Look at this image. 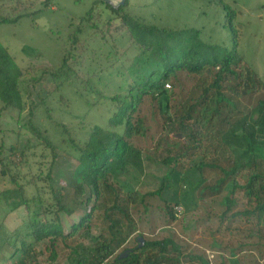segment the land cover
I'll use <instances>...</instances> for the list:
<instances>
[{
    "label": "trees",
    "instance_id": "1",
    "mask_svg": "<svg viewBox=\"0 0 264 264\" xmlns=\"http://www.w3.org/2000/svg\"><path fill=\"white\" fill-rule=\"evenodd\" d=\"M211 2L222 10L219 23L231 34L229 47L206 41L196 28H172L139 20L127 11L131 0L117 9L96 0L94 8L80 17L67 42L74 48L83 28H99L95 11L100 5L106 6L114 17L108 19L107 30L102 29V38L105 40L106 31L111 34L114 29L120 39H128L127 51L134 48L135 54L130 65L117 60L124 70H111L105 81L96 73L86 77L74 70L69 61L78 60L71 48L57 67L24 69L0 43V116L14 114L19 128L10 142L0 140V248L11 250L10 264H55L62 251H68L69 264H208L204 254L187 253L171 237L148 238L142 232L148 229L154 236L160 225L171 227L177 222L178 204L167 201L164 191L179 164L197 158L202 159L197 166L200 174L205 169H218L224 174L216 186L201 188V195L207 190L220 193L232 182V196L226 200L228 208L221 220L228 221V230L238 229L232 227L236 221L248 224L247 239L254 240L245 239L224 251L232 248L230 252L234 251L242 264L248 258L241 255L251 250L264 256V80L240 52L243 2ZM43 6L37 9L30 0H0V25L35 17L48 8L49 0ZM46 76L55 84L52 95L76 81L97 96V103H108L111 116L106 127L92 126L81 140L67 126L59 124L53 132L36 123L35 109L25 101L24 80L29 79V86L39 85ZM96 77L102 92L95 87ZM185 83L191 86L187 88ZM256 93L259 97L255 105L244 103L247 98L252 103ZM146 106L154 124L178 145L173 148L167 144L159 156L165 166L172 167L169 177H164L156 190L141 193L120 185L117 176L129 166L138 149L136 142L148 139L152 131ZM26 109L30 111L23 117ZM51 135L57 136L58 142ZM233 146L243 149L242 153L227 158L228 167L220 166L221 160L212 156L225 154ZM37 148L49 153L40 154L50 159L47 172L25 180L23 169L30 167L32 150ZM161 149L158 144L153 154ZM57 150L75 157L79 174L91 179L89 197L82 203L84 211L76 221L71 217L77 206H66L63 192L53 186ZM30 188L35 194H28ZM240 196L242 211L233 213ZM20 210L24 220L10 230L4 218ZM139 239L144 241L142 247ZM123 253H127L126 258H121ZM252 259L247 264H256V258Z\"/></svg>",
    "mask_w": 264,
    "mask_h": 264
},
{
    "label": "rangeland",
    "instance_id": "2",
    "mask_svg": "<svg viewBox=\"0 0 264 264\" xmlns=\"http://www.w3.org/2000/svg\"><path fill=\"white\" fill-rule=\"evenodd\" d=\"M30 1L37 4V9L45 7L43 6L45 0ZM95 1L49 0L48 8L39 12L35 17L25 16L16 24L0 25V43L8 48L16 64L21 68L57 67L61 63L65 51L71 48L67 42L69 35L78 26L80 17L94 8ZM120 1L115 0L116 3ZM211 1L131 0L130 8L127 11L147 23L172 28L199 29L203 32V38L206 41L229 47L231 34L219 23L222 20V10ZM240 2H243L241 9L244 11L239 19L242 24L240 52L244 56L246 64L264 80V0H240ZM217 9H220V12H217ZM111 17L114 16L105 5L98 6L94 19L99 28H83L84 31L79 36L78 44L70 49L78 61L69 62L78 73L86 77L96 73L101 75L99 78L105 81L111 70H124L121 68V64L116 63L117 60L120 59L125 65H130L135 49L127 51L130 46L127 38L120 39L121 36H117L114 29L110 30L111 34L106 31V41L102 38V29L107 30V22ZM117 37L120 40H115ZM117 78L119 79L118 76ZM28 82L29 79L24 80L23 90L25 91L26 104L31 109H35L34 121L44 129L54 132L57 130L56 126L61 124L67 126L70 132L77 136H75L76 138L84 140L92 126L106 127L111 116V107L108 103H97V96L86 92L78 82L73 81L67 84L55 95H52L55 84L47 76L39 85L31 84L29 86ZM94 83L97 91L101 90L102 92L103 86L97 85V77L94 79ZM185 86L189 88L191 84L185 83ZM109 94L113 95L111 92ZM61 97L65 100L60 99ZM258 97L259 95L256 93L252 103L249 98L244 103L253 106L252 104ZM29 111L26 109L23 117H26ZM145 114L152 126L149 138L136 142L138 149H135L132 158H130L129 166L117 176L120 185L141 193L156 190L160 186L161 180L168 174L170 175L172 167L165 166L159 156L161 157L167 144L173 148L178 145L176 139L167 138L163 130L154 124L148 106H146ZM13 116L14 114L0 116V140L10 142L12 138L16 137L17 132L19 133L16 116ZM22 133L29 136L26 130H22ZM51 138L58 142L57 136L51 135ZM158 144H161L162 149L153 154ZM63 151L57 150L59 159L53 172V186L63 192V203L66 206H77L75 215L71 217L76 221L84 211L82 203L89 197L88 186L91 179L84 174H79L77 159ZM242 151L243 149L233 146L225 154L221 152V155L212 157L220 159V166L226 168L228 167L227 158L239 156ZM32 152H34V156L30 159V167L23 169L25 180H30L31 177L37 176L41 172L46 173V167L50 162V159L47 160L40 155L49 154L42 148L33 149ZM201 161V158H197L191 163L185 161L186 163L179 164L173 177L171 175V179H168L164 198L173 204H178L177 222L171 227L160 225L154 232V236L151 230L144 229L142 232L148 238L171 237L180 243L187 253H201L206 256L207 251H215L220 254L218 261H222L224 264H242L239 256L234 251L230 252L233 250L232 248H228L229 252L224 251L229 246L237 247L245 239L250 242L254 241L252 238L247 239L246 235L250 229L248 224L240 225V222L237 224L238 221H236L232 227L238 229L228 230V221L221 220L223 213L228 208L226 200L232 196L230 194L232 182L224 185L220 193L213 194L207 190L201 195V188L216 186L224 176L218 169H205L204 173L200 174L197 166ZM28 194H35V189L30 188ZM241 197H238L239 202L233 213L242 211L244 203ZM23 216V210L14 211L4 218L3 222L10 230L15 229L23 222ZM261 225L264 230V213L261 215ZM10 251L8 247L0 248V264H10ZM67 253L68 251H62L55 264H69ZM241 257L248 258L245 259L246 264L248 260L249 262L253 261L252 257L254 260L256 258V264H264V256L260 257L256 250H251V253L247 252Z\"/></svg>",
    "mask_w": 264,
    "mask_h": 264
},
{
    "label": "water",
    "instance_id": "3",
    "mask_svg": "<svg viewBox=\"0 0 264 264\" xmlns=\"http://www.w3.org/2000/svg\"><path fill=\"white\" fill-rule=\"evenodd\" d=\"M104 1L107 5L111 6L112 8H119L120 6L124 5L126 0H121L120 2L116 3L115 0H102ZM139 242L141 243L140 244V247H142L144 245V241L143 239H139ZM127 257V254H123L121 256V258H126Z\"/></svg>",
    "mask_w": 264,
    "mask_h": 264
},
{
    "label": "built area",
    "instance_id": "4",
    "mask_svg": "<svg viewBox=\"0 0 264 264\" xmlns=\"http://www.w3.org/2000/svg\"><path fill=\"white\" fill-rule=\"evenodd\" d=\"M178 217V212H177ZM180 217V216H179ZM219 253L215 251H207L206 252V259L208 264H222L220 261H218Z\"/></svg>",
    "mask_w": 264,
    "mask_h": 264
}]
</instances>
